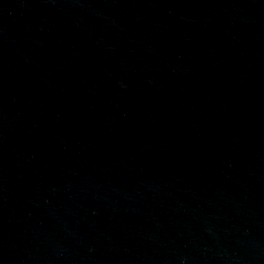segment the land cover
<instances>
[{
  "label": "water",
  "instance_id": "1",
  "mask_svg": "<svg viewBox=\"0 0 264 264\" xmlns=\"http://www.w3.org/2000/svg\"><path fill=\"white\" fill-rule=\"evenodd\" d=\"M0 264H264V0H0Z\"/></svg>",
  "mask_w": 264,
  "mask_h": 264
}]
</instances>
